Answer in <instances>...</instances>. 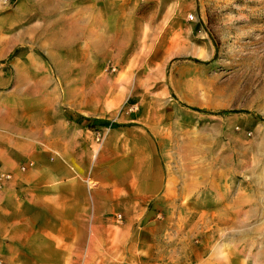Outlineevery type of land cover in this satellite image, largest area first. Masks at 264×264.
<instances>
[{
	"label": "rangeland",
	"instance_id": "1",
	"mask_svg": "<svg viewBox=\"0 0 264 264\" xmlns=\"http://www.w3.org/2000/svg\"><path fill=\"white\" fill-rule=\"evenodd\" d=\"M80 1L81 17L97 20L96 41H74L91 54L66 55L77 64L65 72L76 76L59 83L91 144L74 164L86 176L94 132L99 141L146 132L162 169L161 191L131 217L146 257L169 258L206 239L208 264L226 254L264 264V0ZM27 10L0 0V91L17 72L19 85L40 84L45 95L58 84L47 81L48 34L33 31ZM120 11L131 19L129 35L113 33Z\"/></svg>",
	"mask_w": 264,
	"mask_h": 264
},
{
	"label": "crops",
	"instance_id": "2",
	"mask_svg": "<svg viewBox=\"0 0 264 264\" xmlns=\"http://www.w3.org/2000/svg\"><path fill=\"white\" fill-rule=\"evenodd\" d=\"M21 1L27 3L33 31L48 34L44 54L52 73L47 81L58 84L43 95L40 84L19 85L23 79L16 72L9 76V92L0 91V175H8L0 178L1 264H208L206 239L172 250L169 258H147L145 241L130 232L131 217H140L162 188L161 165L146 132L94 141L86 176L85 166L80 171L74 164L78 150L91 144L81 141L82 126L61 102L59 83L76 76L65 72L77 64L66 55L89 58L92 49L74 41L93 45L96 18L81 17L80 0ZM112 18L113 33L129 35V15L120 11ZM116 215L121 234H114ZM220 260L242 264L239 254Z\"/></svg>",
	"mask_w": 264,
	"mask_h": 264
},
{
	"label": "built area",
	"instance_id": "3",
	"mask_svg": "<svg viewBox=\"0 0 264 264\" xmlns=\"http://www.w3.org/2000/svg\"><path fill=\"white\" fill-rule=\"evenodd\" d=\"M186 20H192V14H188L186 17H185ZM95 134V142H99V139H100V134L98 132H94ZM30 164V163H29ZM20 169H23V166H20ZM0 178H8V175L7 174H1L0 175ZM116 217L119 218V215H116Z\"/></svg>",
	"mask_w": 264,
	"mask_h": 264
}]
</instances>
